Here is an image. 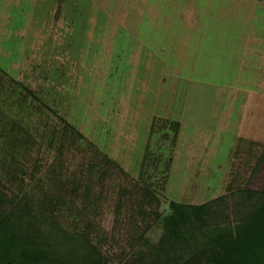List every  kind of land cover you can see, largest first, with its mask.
Returning <instances> with one entry per match:
<instances>
[{"label": "rangeland", "instance_id": "374dc122", "mask_svg": "<svg viewBox=\"0 0 264 264\" xmlns=\"http://www.w3.org/2000/svg\"><path fill=\"white\" fill-rule=\"evenodd\" d=\"M166 1L64 0L58 19L57 0L0 5V68L41 100L0 76V180L42 215L55 200L70 230L96 222L109 257L143 228L138 206L264 190V37L226 23L225 0L199 4V23Z\"/></svg>", "mask_w": 264, "mask_h": 264}, {"label": "trees", "instance_id": "16d2710c", "mask_svg": "<svg viewBox=\"0 0 264 264\" xmlns=\"http://www.w3.org/2000/svg\"><path fill=\"white\" fill-rule=\"evenodd\" d=\"M63 1L57 0L55 19ZM0 76L41 101L27 84L1 68ZM56 116L63 131L82 139L105 167H119L65 118ZM143 193L148 199L155 197L148 189ZM42 200L39 206L46 215L34 211L26 194L14 193L0 180V264H264V190L233 189L199 204L170 200L168 213L159 212L157 205L149 210L138 206L143 228L135 230L130 247L114 257L90 240L92 231H98L96 222L70 230L59 223V214H53L58 203L46 195ZM211 224L225 226L214 231ZM150 225L159 228L156 239L146 234Z\"/></svg>", "mask_w": 264, "mask_h": 264}, {"label": "crops", "instance_id": "0c3cea01", "mask_svg": "<svg viewBox=\"0 0 264 264\" xmlns=\"http://www.w3.org/2000/svg\"><path fill=\"white\" fill-rule=\"evenodd\" d=\"M3 1H5L6 4L8 2V0H0V5L3 4ZM165 1L166 0H162V6L166 4ZM211 2H213V0H178V2L176 1L179 7H186L184 9L191 8L189 11L193 10V15L196 14L195 16H192V19L190 20L192 23L201 22V20H199L200 16L196 11V9L198 8L197 6L200 4L203 7L207 8L210 7ZM225 2L227 13H225L224 18L226 23H240L247 25V28L245 30L247 33L246 39L248 40L255 37L256 35L264 37V0H225ZM235 14L236 16H234ZM186 16H189L188 11ZM183 22L185 23L189 21L187 20Z\"/></svg>", "mask_w": 264, "mask_h": 264}]
</instances>
